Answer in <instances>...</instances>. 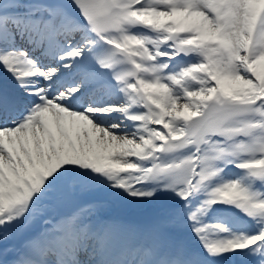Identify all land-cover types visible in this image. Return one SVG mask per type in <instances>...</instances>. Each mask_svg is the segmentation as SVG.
Returning <instances> with one entry per match:
<instances>
[{"label": "snow or ice", "instance_id": "1", "mask_svg": "<svg viewBox=\"0 0 264 264\" xmlns=\"http://www.w3.org/2000/svg\"><path fill=\"white\" fill-rule=\"evenodd\" d=\"M0 264H264V0H0Z\"/></svg>", "mask_w": 264, "mask_h": 264}]
</instances>
